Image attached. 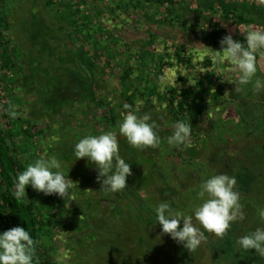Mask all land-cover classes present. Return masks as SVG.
<instances>
[{
  "label": "rangeland",
  "instance_id": "rangeland-1",
  "mask_svg": "<svg viewBox=\"0 0 264 264\" xmlns=\"http://www.w3.org/2000/svg\"><path fill=\"white\" fill-rule=\"evenodd\" d=\"M198 1L0 0V126L11 132L13 153L25 166L54 156L77 184L76 201L67 204L42 193L36 211L40 245L52 264L61 249L64 264H136L133 259L123 261L119 249L130 252L128 227L150 219L148 209L163 201L187 209L196 203L194 190L200 182L220 173L236 178L239 166L253 177L264 175V92L255 93L251 86L235 91L230 67L211 59L225 35L243 43L240 30L264 27V20L248 11L254 0H226L237 4L231 11L219 6V0H210L213 8ZM33 18L51 29L57 56L83 47V60L93 68L97 103L88 99L56 112L41 108L40 80L52 76L58 64L56 55L31 43L28 23ZM257 60L258 75L264 77V57ZM162 78L167 80L163 88ZM125 104L139 114L150 107L146 113L157 126L161 144L154 155L118 136L132 175L123 191L106 193L100 190L95 166L86 159L75 161L72 149L84 135L116 130ZM177 121L191 123V147L167 144L170 126ZM236 180L246 216L239 232L245 235L261 226L257 209L264 207V177L251 183L249 192ZM99 201L103 215L117 208L130 215V224L128 217L117 219L100 225L111 226L112 233L99 231ZM4 205L0 198V224ZM236 230L230 232L232 240ZM4 231L0 227V233ZM141 231L161 255L146 264H260L254 250L246 251L247 256L237 248L222 254L223 244L208 233L190 253L180 244L175 248L159 225L145 224Z\"/></svg>",
  "mask_w": 264,
  "mask_h": 264
},
{
  "label": "clouds",
  "instance_id": "clouds-1",
  "mask_svg": "<svg viewBox=\"0 0 264 264\" xmlns=\"http://www.w3.org/2000/svg\"><path fill=\"white\" fill-rule=\"evenodd\" d=\"M258 8H264V0H254ZM240 30V29H239ZM240 33L244 42L225 35L220 41V50L212 51L211 59L220 65L227 64L235 74V91L251 86L255 93L264 92V77L258 75L257 57H264V27L253 28ZM162 78V88L166 86ZM116 124V130H107L98 135L87 134L73 145L74 160L86 159L97 170V182L106 193H120L127 186L132 175L131 165L120 155L118 136L136 149L157 148L161 137L152 116L128 110L125 104ZM167 137L169 146L191 147L192 125L177 121L170 126ZM31 188L46 196L56 195L70 203L76 201L73 189L77 184L64 171L63 161L54 156H42L28 164L26 169L15 175L12 196L24 201L26 189ZM195 191L196 203L187 209L174 208L163 201L154 206L156 223L161 225V235H168L190 253L197 251L206 241L205 233L223 239L232 225L246 219L235 176L226 173L210 175L199 183ZM259 227L239 237L235 243L241 251L254 250L264 258V207L257 209ZM182 223V227H181ZM159 239V237H158ZM37 244L30 230L14 227L0 233V264H39ZM66 254L61 249L56 255V264H64Z\"/></svg>",
  "mask_w": 264,
  "mask_h": 264
},
{
  "label": "trees",
  "instance_id": "trees-1",
  "mask_svg": "<svg viewBox=\"0 0 264 264\" xmlns=\"http://www.w3.org/2000/svg\"><path fill=\"white\" fill-rule=\"evenodd\" d=\"M158 1L163 4L172 2V0ZM218 4L227 11H231L232 9L237 8L236 3L228 2L226 0H219ZM198 5L213 8L215 6V2L210 0H199ZM248 11L264 20V8H258L255 4H251V7L248 9ZM238 20L245 21V18L240 17ZM28 29L30 33V40L33 45H37L43 50L49 51L53 55H58V52L52 47L50 43V38H54L55 36L52 33L51 29L46 25L44 20H34L33 18L28 23ZM85 55L86 51L83 49V47H80L73 52H67L64 55L60 54L56 57V62L58 65L55 73H53L52 76L48 75L47 77H42L40 80L41 108L56 112L63 109L65 106L75 105L88 99L94 103H97L98 95L94 84V72L92 66L87 64L83 60ZM99 103H102V101H99ZM179 106L181 108L183 104L181 103L179 104ZM149 109V106L144 107L141 110V114H145ZM175 116L176 118H178L177 113ZM103 119L107 120V117L104 115ZM10 137L11 132L3 129L0 126V198L5 204V207H3L2 209L3 221L1 222L0 227L4 228L5 231L17 226L24 227L26 230H30L33 238L38 241L36 254L39 260V264H52V262L44 255V252L40 245L39 228L41 226V220L38 218L36 211L43 202L42 193L33 190L31 186H29L26 189L27 197L24 201L18 202L12 196L13 178L16 174L23 172L27 166H25L17 157V155L13 153L12 146L9 143ZM119 146L120 155L127 162V150L120 143ZM145 150L154 155L158 153L157 148H147ZM234 166L236 168L237 165ZM240 167L241 166H239L237 170L236 178L242 182L244 190L249 192L251 190L250 184L255 182L258 178L264 177V175L261 173H257L258 175L253 177L250 174L251 172H244L243 170L241 171ZM235 168L230 169L231 171H234ZM166 192H169V190L164 189L163 193ZM132 194L136 198L139 197V194H137L135 191H132ZM140 203H142V201ZM141 205H143V203ZM102 206V203L99 201V226L96 225V227L99 228V231H102L104 233H112L114 229H111V226L109 228H106L101 227L100 225L101 223L105 224V226L106 224H115L117 223V219H121L122 221L123 219L128 217V222L130 224V215L117 208H110L105 216L102 214L104 212V207ZM148 211L150 219L137 221L135 228L131 224L130 227H128L130 234L129 236L133 241V246L130 247V252H127V254H125V249H119L120 254L123 255V261L125 262H127V260L129 261L130 259H133L136 264H146L150 259L156 260L160 255L158 248L156 246L149 245V243L144 238L143 232L141 231V227H143V225L145 226V224L147 226L159 225L158 223H156L155 213L153 212V210L148 209ZM241 224V222H238V225H232L231 229L224 236V238H219L218 242L223 244V248H221L220 251L222 254L226 255L228 252L236 248L238 251L240 250L235 241L239 237L243 236L239 232L242 229ZM161 227L162 226L159 225L160 229ZM235 229H237V233L235 234V239L232 240L230 232L232 230L235 231ZM166 238H168L167 240H172L168 235L166 236ZM171 242L173 246H175V248L179 246V244L174 240H172ZM240 252L243 251L240 250ZM183 253L185 254V251H183L182 254ZM246 253L247 252L245 251V256H247ZM258 259L260 261V264H264V258L259 257Z\"/></svg>",
  "mask_w": 264,
  "mask_h": 264
}]
</instances>
